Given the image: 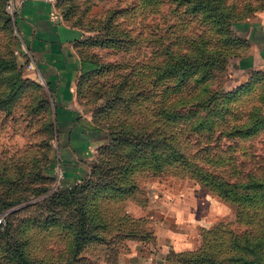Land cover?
<instances>
[{
    "label": "rangeland",
    "instance_id": "374dc122",
    "mask_svg": "<svg viewBox=\"0 0 264 264\" xmlns=\"http://www.w3.org/2000/svg\"><path fill=\"white\" fill-rule=\"evenodd\" d=\"M11 4L0 0V218H8L0 234V264H20L19 253L27 264H103L107 252L113 263L134 240L121 247V226L147 229V220L154 225L129 211V205H147L151 188L206 194L204 205L197 193L203 207L196 214L209 218L211 227L222 226L223 240L231 231L264 234L262 194L239 190L248 199L238 207L193 177L216 166L227 176L234 162L243 183L256 177L260 160L253 157H263L264 133L232 140L218 132L256 124L264 129V68H248L244 59L251 45L233 35L232 24L264 16V0H55L60 23L81 33L75 106L82 122L106 137L77 176L67 173L54 132L53 92L16 47ZM111 132L121 144L114 152ZM132 146L142 161L158 152L165 160L175 152L176 159L160 176L152 164L135 169L128 174L135 177V191L120 200L105 197L107 166L118 174L130 167ZM232 149L235 161L228 159ZM93 178L97 189L89 187ZM95 191L98 198L92 199ZM108 240L115 243L110 249ZM256 251L264 260V246Z\"/></svg>",
    "mask_w": 264,
    "mask_h": 264
},
{
    "label": "crops",
    "instance_id": "0c3cea01",
    "mask_svg": "<svg viewBox=\"0 0 264 264\" xmlns=\"http://www.w3.org/2000/svg\"><path fill=\"white\" fill-rule=\"evenodd\" d=\"M13 2L16 10V47L23 56L30 58L38 76L53 90L58 107L56 123L60 152L67 173L77 176L87 165L84 161L90 153L106 139L103 132L82 122L81 111L75 106V80L79 70L75 47L81 33L52 19L55 4L51 0ZM235 29L251 44L244 59L248 68H264V16H252L238 22ZM176 192L162 194L151 188L145 207L135 205L133 208L129 205L132 215L153 221L155 240H128L114 264H179L173 260L174 254L198 248L201 229L213 225L208 223L209 218L201 219L195 211L199 206L203 207L197 193L204 196V205L208 202L205 200L207 195L186 189ZM188 201L191 203H186Z\"/></svg>",
    "mask_w": 264,
    "mask_h": 264
},
{
    "label": "trees",
    "instance_id": "16d2710c",
    "mask_svg": "<svg viewBox=\"0 0 264 264\" xmlns=\"http://www.w3.org/2000/svg\"><path fill=\"white\" fill-rule=\"evenodd\" d=\"M248 19V18H247ZM246 20V19H245ZM15 23V19L13 20ZM244 20H236L232 22V24H237L238 22H242ZM233 35L240 39V40H246L244 37L240 36L236 29H233ZM249 42V41H248ZM78 41L76 42L77 45ZM250 44V42H249ZM251 45V44H250ZM51 89V88H50ZM51 91H53L51 89ZM58 112V107H56V114ZM201 126V124H200ZM94 129V128H93ZM57 130L59 133V128L56 123L54 125V132ZM209 131L212 133V129H209ZM229 137L234 140V139H248L254 136L259 135L260 133H264V129L258 128L257 124L256 126H251V127H238V128H233L226 130L225 132H218L220 135ZM211 135V134H210ZM203 136V135H201ZM111 150L114 152L116 149H120L121 144L118 142L117 138V132L114 134V132H111ZM264 139V136H263ZM263 144L261 141L259 142ZM240 145H235L236 148H238ZM203 148L202 146L200 149ZM251 148V147H249ZM258 147L255 146V149ZM219 150V149H218ZM105 151V150H104ZM103 151V152H104ZM250 153L252 149L248 150ZM257 151V150H255ZM132 152L134 153L131 155L130 160L127 165H130V167H121L120 170L123 169L121 174L115 173V166H107V162H104V165H106L109 168V171H107L106 174H104V188L103 195L108 198H117L118 200L123 199L126 195L130 194L131 192L135 191L138 187L137 182L135 180L134 176L128 175L129 173H132L135 171V169H141L142 167H146L150 164L153 165L154 169V175L157 174V176H160L161 173H163V166L167 163L171 164L175 161L176 159V153L172 152L171 154L168 155L167 159L165 160V157L160 155L158 152V155H153L151 158V161H146L143 156V161L141 160V157L138 156V154L141 152L137 147L132 146ZM223 152L229 153L227 150H224ZM234 152L236 150L232 149L231 155L228 157L229 160L235 161L234 157ZM143 154L145 151L143 150ZM219 157L218 159H220ZM253 158H258L260 160L259 162V168L256 171V177L254 181L249 184L243 183L244 182V176L241 174L239 171V166L235 165V162L233 165H228L230 167V173L224 174L225 176H222L220 172L218 171V166L213 167V170H208L206 167V171L202 174L201 173L195 174V178L201 179L200 181L210 189L211 191L219 194L220 196L226 198V199H233L234 203L238 205V207L242 206V203H246L247 197H241L239 196L238 192L239 190L246 188L249 189L250 187L256 192V195L259 194L264 196V154L263 157L256 156L254 155ZM117 164V163H116ZM115 164V165H116ZM133 165V166H132ZM170 165V164H169ZM140 166V167H138ZM220 166V165H219ZM98 163L96 161L91 163V168L93 170V176L95 177L97 175L96 169H98ZM188 173H193L190 172L186 169H184ZM114 173V174H113ZM226 173V172H224ZM259 176V178H258ZM203 177V179H202ZM233 177H235V183L232 182ZM95 178L88 180L89 187H94L95 184ZM97 189L96 187H94ZM74 191V190H73ZM100 192V193H101ZM98 192L95 191L93 195L90 197L93 199L94 197L98 198V195L96 194ZM234 195L235 198H232ZM264 198V197H263ZM147 200L145 201V203ZM144 203V204H145ZM142 204V205H144ZM4 216V215H2ZM1 216V217H2ZM5 217L6 223L0 224V234L5 233L8 228V218L7 216ZM142 219V218H140ZM147 220V219H144ZM140 224L143 223V220H139ZM148 226L147 229L145 227L140 226L136 224L134 225H127V226H121L119 233H120V238H121V247L125 246V241L127 239H134L138 241H147L150 242L152 240H155V235L154 231L152 228V225L150 224V221L147 220ZM109 226V225H108ZM224 229L222 226H213L211 228H202L201 229V242L200 245L198 246L197 249L192 250V251H185V252H179L173 255V260L178 262L179 264H264L263 257L257 253L256 248L264 246V234L262 235L261 233H257L254 235H249L245 236L246 234L240 235H235L232 236L233 231H231V236H228V240H223L225 236H221V233H224ZM247 237V239L243 240L242 237ZM81 237V236H80ZM82 242L84 243V239L82 238ZM244 242L247 243L248 247L245 249L243 247ZM105 246L107 249H110V245H115L111 243V240L106 241ZM82 244L80 245V247ZM240 249L242 250V253L240 252ZM107 257V258H106ZM19 258V263L20 264H27L26 261L24 260V256L22 253L18 254ZM118 259V258H117ZM117 259L112 263L111 258L109 256V252L105 254V262L107 264H114ZM103 263V264H104ZM99 264V263H98Z\"/></svg>",
    "mask_w": 264,
    "mask_h": 264
},
{
    "label": "built area",
    "instance_id": "2783aa9c",
    "mask_svg": "<svg viewBox=\"0 0 264 264\" xmlns=\"http://www.w3.org/2000/svg\"><path fill=\"white\" fill-rule=\"evenodd\" d=\"M52 2H53V4H54V2H55V0H51ZM11 10L14 8V6H13V4H11ZM15 9V8H14ZM52 19L54 20V21H56V22H60L61 21V18H60V16L58 15V13H57V11H56V7H54V10H53V14H52ZM30 68H33V69H35V65L33 64V63H31L30 64ZM6 223V221H5V217L3 216V217H1L0 218V224H5Z\"/></svg>",
    "mask_w": 264,
    "mask_h": 264
}]
</instances>
